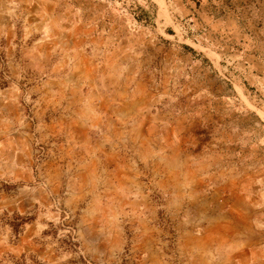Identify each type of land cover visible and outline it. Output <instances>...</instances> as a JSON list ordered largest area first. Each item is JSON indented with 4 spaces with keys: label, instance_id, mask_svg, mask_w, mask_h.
Here are the masks:
<instances>
[{
    "label": "rangeland",
    "instance_id": "1",
    "mask_svg": "<svg viewBox=\"0 0 264 264\" xmlns=\"http://www.w3.org/2000/svg\"><path fill=\"white\" fill-rule=\"evenodd\" d=\"M0 264H264V0H0Z\"/></svg>",
    "mask_w": 264,
    "mask_h": 264
},
{
    "label": "trees",
    "instance_id": "2",
    "mask_svg": "<svg viewBox=\"0 0 264 264\" xmlns=\"http://www.w3.org/2000/svg\"><path fill=\"white\" fill-rule=\"evenodd\" d=\"M183 48L186 49L187 51L191 52V53L196 54V52L192 48H190L189 46H187V45H184Z\"/></svg>",
    "mask_w": 264,
    "mask_h": 264
}]
</instances>
